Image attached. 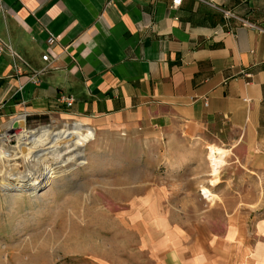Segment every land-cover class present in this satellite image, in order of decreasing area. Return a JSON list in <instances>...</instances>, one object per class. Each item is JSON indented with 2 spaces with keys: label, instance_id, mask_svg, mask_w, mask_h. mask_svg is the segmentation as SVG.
Here are the masks:
<instances>
[{
  "label": "crops",
  "instance_id": "0c3cea01",
  "mask_svg": "<svg viewBox=\"0 0 264 264\" xmlns=\"http://www.w3.org/2000/svg\"><path fill=\"white\" fill-rule=\"evenodd\" d=\"M20 117L226 131L239 167L264 171V0H0V135Z\"/></svg>",
  "mask_w": 264,
  "mask_h": 264
},
{
  "label": "rangeland",
  "instance_id": "374dc122",
  "mask_svg": "<svg viewBox=\"0 0 264 264\" xmlns=\"http://www.w3.org/2000/svg\"><path fill=\"white\" fill-rule=\"evenodd\" d=\"M74 122L87 125H22ZM8 129L0 139L15 149ZM154 133L96 134L84 166L49 161L55 177L37 191L0 189V264H264V171L239 167L226 131ZM208 146L224 151L216 176Z\"/></svg>",
  "mask_w": 264,
  "mask_h": 264
},
{
  "label": "bare ground",
  "instance_id": "6f19581e",
  "mask_svg": "<svg viewBox=\"0 0 264 264\" xmlns=\"http://www.w3.org/2000/svg\"><path fill=\"white\" fill-rule=\"evenodd\" d=\"M24 121L23 117L18 119L21 127L15 132V149L4 147L9 138L7 133L0 139L1 191H37L55 177V168L46 164L49 161L55 164L56 168L66 167L68 164L78 168L87 163L85 148L96 138L92 127L74 122L63 124L60 129L47 126L27 130L22 125ZM207 149L211 175L216 176L223 164L224 151L215 146H208ZM18 161L23 163V171L7 168ZM38 164L41 165L37 166ZM217 183V178L211 181L213 185Z\"/></svg>",
  "mask_w": 264,
  "mask_h": 264
},
{
  "label": "built area",
  "instance_id": "2783aa9c",
  "mask_svg": "<svg viewBox=\"0 0 264 264\" xmlns=\"http://www.w3.org/2000/svg\"><path fill=\"white\" fill-rule=\"evenodd\" d=\"M181 2H182V0H171V7L172 8H177L181 4ZM224 16H225L226 19H228L232 15L229 12H225ZM53 42H54V38L50 36L47 39V44L48 45H52ZM41 59L44 62H47L48 61V56L47 55H42ZM60 100H61V103H63L67 108L71 107L73 102H74L72 98H61Z\"/></svg>",
  "mask_w": 264,
  "mask_h": 264
},
{
  "label": "water",
  "instance_id": "95a60500",
  "mask_svg": "<svg viewBox=\"0 0 264 264\" xmlns=\"http://www.w3.org/2000/svg\"><path fill=\"white\" fill-rule=\"evenodd\" d=\"M20 127H21V125L19 124L18 119L15 118V120L13 121V123L11 125V128H9L7 132L13 131L15 129H19Z\"/></svg>",
  "mask_w": 264,
  "mask_h": 264
}]
</instances>
